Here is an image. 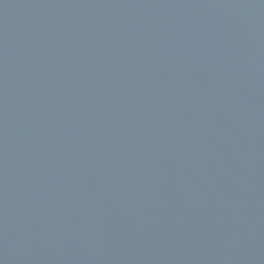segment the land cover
<instances>
[{"label": "water", "instance_id": "1", "mask_svg": "<svg viewBox=\"0 0 264 264\" xmlns=\"http://www.w3.org/2000/svg\"><path fill=\"white\" fill-rule=\"evenodd\" d=\"M0 264H264V0H0Z\"/></svg>", "mask_w": 264, "mask_h": 264}]
</instances>
